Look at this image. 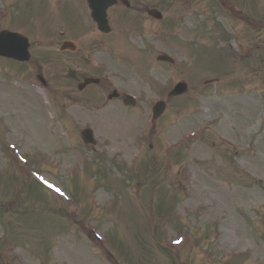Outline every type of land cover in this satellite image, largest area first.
<instances>
[{"label": "rangeland", "instance_id": "1", "mask_svg": "<svg viewBox=\"0 0 264 264\" xmlns=\"http://www.w3.org/2000/svg\"><path fill=\"white\" fill-rule=\"evenodd\" d=\"M227 1L219 14L213 0L212 31L200 20L196 33L188 0L165 4L166 21L148 28L150 81L124 78L99 57L113 87L139 96L137 108L98 107L104 84L80 95L90 109L71 101L85 74L70 72L57 51L37 48L33 63L53 92L67 90V109L27 70L16 80L23 66L0 59V264H264V0ZM31 6L38 26L58 14ZM92 48L87 62L100 65ZM163 52L174 65L156 60ZM185 80L186 95L154 122L155 99ZM86 126L96 149L80 138Z\"/></svg>", "mask_w": 264, "mask_h": 264}, {"label": "flooded vegetation", "instance_id": "2", "mask_svg": "<svg viewBox=\"0 0 264 264\" xmlns=\"http://www.w3.org/2000/svg\"><path fill=\"white\" fill-rule=\"evenodd\" d=\"M120 3H122V5L126 8V10L131 9V14H139L140 12H143L145 10H147L150 6V4L152 5H156V3H163V0H120L118 2L117 7L120 5ZM88 4L84 3L79 7V11H80V17L82 20H86L87 18H90L91 13L90 10L88 9ZM110 15H108V20H110ZM111 22V20H110ZM133 21H130V18L127 19L125 22H122L123 25L129 26L130 24H132ZM82 73L85 74L86 76H84V78H87L89 76H94V75H99L96 73H100L98 69L95 68L94 65H90V63L85 64V68L81 69ZM104 82L108 85H112V82H109L107 79H104ZM81 92H85L84 91H80ZM76 90L75 92L69 91L68 96H70V100L78 103L80 102V97L77 96ZM113 94H116V98H114V100L112 101H119L121 94H118L116 91L113 92Z\"/></svg>", "mask_w": 264, "mask_h": 264}, {"label": "water", "instance_id": "3", "mask_svg": "<svg viewBox=\"0 0 264 264\" xmlns=\"http://www.w3.org/2000/svg\"><path fill=\"white\" fill-rule=\"evenodd\" d=\"M89 82H90L89 80H86V83H89ZM175 92L181 93V92H183V89H181L180 87H177L175 89ZM165 107H166L165 103L158 102L154 107L155 116L161 115L162 112L165 110ZM82 138H84L86 144H90V143L95 144L96 143V139L94 138V131L92 128L91 129L88 128V129L83 130L82 131Z\"/></svg>", "mask_w": 264, "mask_h": 264}]
</instances>
